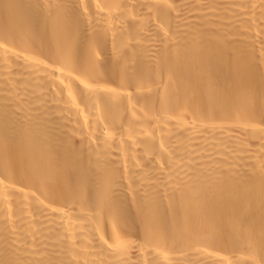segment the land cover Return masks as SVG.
Here are the masks:
<instances>
[{
	"label": "bare ground",
	"instance_id": "6f19581e",
	"mask_svg": "<svg viewBox=\"0 0 264 264\" xmlns=\"http://www.w3.org/2000/svg\"><path fill=\"white\" fill-rule=\"evenodd\" d=\"M0 264H264V0H0Z\"/></svg>",
	"mask_w": 264,
	"mask_h": 264
}]
</instances>
